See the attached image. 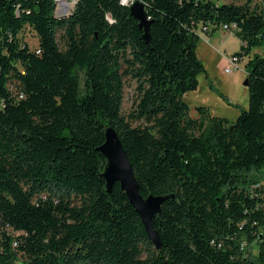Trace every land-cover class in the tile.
Listing matches in <instances>:
<instances>
[{
    "label": "trees",
    "instance_id": "1",
    "mask_svg": "<svg viewBox=\"0 0 264 264\" xmlns=\"http://www.w3.org/2000/svg\"><path fill=\"white\" fill-rule=\"evenodd\" d=\"M140 1L148 44L132 2L76 0L59 18L55 0H0V264H264V5ZM224 25L248 57V108L191 116L197 43ZM107 126L140 193L174 194L159 250L120 184L106 190Z\"/></svg>",
    "mask_w": 264,
    "mask_h": 264
},
{
    "label": "rangeland",
    "instance_id": "2",
    "mask_svg": "<svg viewBox=\"0 0 264 264\" xmlns=\"http://www.w3.org/2000/svg\"><path fill=\"white\" fill-rule=\"evenodd\" d=\"M68 5V8L60 11L59 13H65L73 9L76 0H64ZM229 2L231 0H219ZM237 2H244L245 0H236ZM74 2V3H73ZM254 3L264 5V0H253ZM58 0L56 1L57 7ZM61 10V9H60ZM214 34L213 38L210 35ZM210 35L201 33V36L206 37L199 39L197 43V56L205 67V72L198 75V85L195 90L187 91L183 94L184 101L187 102L190 108V115H197L196 107L205 106L209 109V112L213 116L226 118L229 121H234L240 111L248 108L249 93L248 87L244 84L247 77L245 70V64L248 57H243L235 65L228 63L233 53L239 51L241 41L230 30H224L219 28ZM212 36V35H211ZM227 41L222 44V40ZM27 42L30 48L37 46V38L35 35L28 31ZM264 47H255L252 49L251 55L254 53H262ZM227 58V59H225ZM230 67L231 71L226 72L225 68ZM83 83V81H82ZM132 89L127 85L124 89V98L122 103L123 112H127L131 105ZM249 254L257 257L258 248L257 245L249 247Z\"/></svg>",
    "mask_w": 264,
    "mask_h": 264
},
{
    "label": "water",
    "instance_id": "3",
    "mask_svg": "<svg viewBox=\"0 0 264 264\" xmlns=\"http://www.w3.org/2000/svg\"><path fill=\"white\" fill-rule=\"evenodd\" d=\"M132 16L138 21L140 29H143V39L149 43V24L145 5L140 0H134L129 6ZM68 13H59L55 10V16L64 18ZM244 84H248L247 78ZM97 150L106 160L102 178L105 181L107 191H111L115 182L120 184L121 191L127 196L129 203L141 219L149 239L154 247L159 250L162 246L158 231L154 228L153 220L161 210L164 201L173 198L174 194H149L143 196L140 193L139 183L134 175L130 159L124 149L119 136L112 126H107L104 131V141Z\"/></svg>",
    "mask_w": 264,
    "mask_h": 264
},
{
    "label": "built area",
    "instance_id": "4",
    "mask_svg": "<svg viewBox=\"0 0 264 264\" xmlns=\"http://www.w3.org/2000/svg\"><path fill=\"white\" fill-rule=\"evenodd\" d=\"M123 1H124V4H128V3H131V2H132V0H123ZM223 29H224V30H227V26L224 25V26H223ZM239 60H240V59H239L238 56H236V55H232V56H231V59L228 61V63L230 62V64L235 65ZM225 71H226V72H230V71H231V68H230V67H226V68H225Z\"/></svg>",
    "mask_w": 264,
    "mask_h": 264
},
{
    "label": "bare ground",
    "instance_id": "5",
    "mask_svg": "<svg viewBox=\"0 0 264 264\" xmlns=\"http://www.w3.org/2000/svg\"><path fill=\"white\" fill-rule=\"evenodd\" d=\"M55 1H57V0H55ZM121 2L124 3L123 0H121ZM73 3H74V2H73ZM67 8H68V5L66 4V2H65L64 0H58L57 7H56V10H57L58 12H60V11H62V10H65V9H67ZM60 9H61V10H60ZM70 11H71V10H70ZM70 11H67V12H65V13H68V14H69Z\"/></svg>",
    "mask_w": 264,
    "mask_h": 264
},
{
    "label": "crops",
    "instance_id": "6",
    "mask_svg": "<svg viewBox=\"0 0 264 264\" xmlns=\"http://www.w3.org/2000/svg\"><path fill=\"white\" fill-rule=\"evenodd\" d=\"M211 35H212V36H211ZM211 35H210V38H213L214 34H211ZM201 38L203 39V41H205V42L207 41V42H208L207 39H208L209 37H208L206 40H204V38H206V37H204V36L202 37V36L200 35V39H201ZM210 38H209V39H210ZM224 38H226V39H223V40H222V44H223L225 41H227L228 36H225ZM197 47H198V46H197ZM197 47H196V50H197ZM196 53L198 54V52H196ZM233 54H234V53H233ZM233 54H232V55H233ZM225 59H227V58H225Z\"/></svg>",
    "mask_w": 264,
    "mask_h": 264
}]
</instances>
